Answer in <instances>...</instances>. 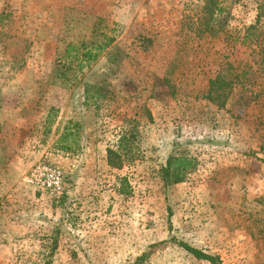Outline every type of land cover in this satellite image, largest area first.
<instances>
[{"label":"rangeland","instance_id":"obj_1","mask_svg":"<svg viewBox=\"0 0 264 264\" xmlns=\"http://www.w3.org/2000/svg\"><path fill=\"white\" fill-rule=\"evenodd\" d=\"M262 1L222 0L230 19L215 36L197 24L204 0H0V264H133L163 239L137 264H212L171 237L219 264H264V100L252 97ZM250 24L256 37L228 41ZM108 37L80 71L73 61L55 76L68 44ZM225 62L250 73L219 108L203 95ZM100 83L107 97L84 102V86ZM129 119L142 157L110 167L106 148ZM67 120L81 132L63 153L54 141ZM179 153L197 168L165 187L160 168ZM39 165L61 172L60 195L29 180Z\"/></svg>","mask_w":264,"mask_h":264},{"label":"trees","instance_id":"obj_2","mask_svg":"<svg viewBox=\"0 0 264 264\" xmlns=\"http://www.w3.org/2000/svg\"><path fill=\"white\" fill-rule=\"evenodd\" d=\"M257 19L260 15H264V1L259 2ZM230 19L229 10L224 9L222 5V0H204V4L201 7V15L198 18L197 24L199 29L203 32L209 33L211 35L218 36L220 31L227 25V21ZM255 24H250L246 27L243 33L235 32L231 30L226 34L229 36L228 41H236L239 43H246L249 39L256 37L254 31ZM113 38H107L106 42H91L89 44H68L64 56L68 59L66 64H62L63 70H57L55 76H65L67 69L70 68L71 63L75 61V67L79 71L83 68L84 62L89 63L94 60L97 54L103 49L107 48ZM115 52H108L107 60L113 61V56ZM256 60L253 62L260 63L264 65V56L260 53L258 54ZM73 68V69H74ZM232 65L230 62H225L223 67L208 79V86L204 92L203 97L208 99L210 102L216 106L224 107L226 105L227 99L234 85L238 83L248 82V74L250 71L242 67V69ZM261 84L257 92L253 93V98H261L264 100V79L259 81ZM258 83V84H259ZM107 88L105 85L100 84H86L84 86V102H91L97 104L99 99L107 97ZM145 117L148 121L152 119V115L149 110L144 109ZM50 111L47 116V122L51 123ZM52 115V114H51ZM139 125L140 121L138 119H129L120 127V134L116 139L113 146L106 148V160L107 164L113 168H121L126 164L133 163L134 161L142 157V151L139 142ZM81 132V123L77 120H67L63 125L60 133L58 134L56 140L54 141L55 147L63 152L69 153L74 152L78 148V140ZM259 152L264 153V139L259 146ZM198 160L195 156L190 154H171L167 157L165 164L160 168L161 179L165 187L172 184H177L183 182L190 173L194 172L197 168ZM125 180V178H122ZM120 193H126L123 183H121ZM168 216H171V209L168 207ZM175 240V242L189 252L196 259L206 260L212 264H219L218 257L216 255L207 253L202 249L191 246L184 241H176V238L169 240ZM167 239L160 240L158 242L149 245V250L144 251L141 255L135 258L133 264L141 262L147 255L150 254L153 249L159 247L160 245L166 244ZM0 243H3L1 241Z\"/></svg>","mask_w":264,"mask_h":264},{"label":"built area","instance_id":"obj_3","mask_svg":"<svg viewBox=\"0 0 264 264\" xmlns=\"http://www.w3.org/2000/svg\"><path fill=\"white\" fill-rule=\"evenodd\" d=\"M31 175L32 178L29 180L34 182L40 190H44L50 195H60L62 188V175L58 169L39 165Z\"/></svg>","mask_w":264,"mask_h":264}]
</instances>
